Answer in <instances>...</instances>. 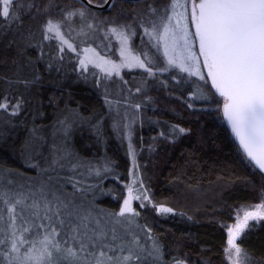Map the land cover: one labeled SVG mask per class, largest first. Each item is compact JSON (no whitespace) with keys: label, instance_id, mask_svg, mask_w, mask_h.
Here are the masks:
<instances>
[{"label":"trees","instance_id":"1","mask_svg":"<svg viewBox=\"0 0 264 264\" xmlns=\"http://www.w3.org/2000/svg\"><path fill=\"white\" fill-rule=\"evenodd\" d=\"M29 2V6L26 1L16 2L19 23L11 25L10 20H0V97H7L12 102L19 101L18 96L21 95L26 105L16 115L0 110V193L5 194L4 198L11 203L18 193H28L25 191L27 187L36 190L47 175L41 173V168H48L53 159H58L63 168L57 167V172L65 177L72 176L82 189H86L85 186L90 189L89 185L97 187L101 190L98 196L101 197L103 192L107 194L106 198L99 197L97 204H110L116 208L119 201L112 202L106 189L117 182L118 174L129 172L130 159L120 132V138L111 141L107 128L111 120L102 124L106 133L96 122L103 121L107 111L105 91H97L95 83L89 85L84 79L74 76V58L72 60L69 54L55 49L53 40H47L41 19L31 17L33 10L30 7L36 5V1ZM118 6L115 7H118L117 14L122 10L144 14L147 10V7L133 8L135 5L127 1ZM29 9L30 12H25ZM69 10L75 9L69 7ZM144 80L141 78L140 87L147 85ZM15 82L21 85L17 91L11 85ZM28 85L36 93L26 99L22 91ZM159 90L154 84L152 92L159 95L155 97L158 107L155 116L161 131L170 139L176 137L178 127L187 129L189 133L175 138V142L158 140L152 146L144 166L147 182L155 193V202L173 210L163 214L154 210V215L147 216L140 209V227L152 232L153 241L171 262L225 264L227 230L233 221V208L258 202V191L264 188V175L247 160L227 130L222 117V97L190 86L181 95L184 100H174L157 93ZM119 91L124 92L122 88L115 89V92ZM187 104L197 109L189 110ZM201 106L220 108L203 112L204 107ZM77 110L85 119L95 120L87 131L72 123ZM96 111L98 113L93 117L91 114ZM137 142L142 143L143 140L137 138ZM70 150L75 152L74 156L81 152V161L89 162L75 164L77 159L66 157ZM77 167L79 170L75 172ZM90 169L117 175L115 180L107 176L96 178L89 174ZM50 174L55 175L56 172ZM67 189L72 190L70 184ZM20 222L18 219V228ZM4 231L11 236L8 206L0 200L1 238ZM42 235V231L40 235L26 233V236L35 238L37 247ZM121 236L125 237L118 235L115 240L107 242L108 245L111 243L110 248L119 243ZM72 245L78 248V245ZM66 246L70 244H61L60 252L52 250L56 259H52V264H63V257L68 256L63 251ZM239 246L254 258L264 261V221L249 222ZM28 248L29 244H25L20 254L24 255ZM105 251L112 256L113 251ZM2 255L0 264H9V259L4 253ZM69 260L75 264H90L93 257L88 253H78L77 258L70 256Z\"/></svg>","mask_w":264,"mask_h":264},{"label":"rangeland","instance_id":"2","mask_svg":"<svg viewBox=\"0 0 264 264\" xmlns=\"http://www.w3.org/2000/svg\"><path fill=\"white\" fill-rule=\"evenodd\" d=\"M21 1H26V3H28L27 6L30 4V0H16L17 3ZM35 1L36 5L32 4V7H30V9L33 10V12H31V17H38L41 19L39 21L43 22V29L49 35L45 34V36L47 40H53L55 49L57 48L59 49V52H64L63 54H69L72 60L74 58V76L79 79H84V82L89 85L92 84V82L95 83L97 91H105L104 99L107 111L104 112L105 115L103 121L100 122L99 120H96V122L106 133V130H104L106 127H103L102 124H104L105 121L111 120V122H108L107 128L112 142H115L118 138H120L117 130L120 129V134H122L121 137L130 159L129 172H125L124 174L117 175L114 174V172L109 174L108 172L97 169L89 170V174L91 176H96V178L107 176L111 180H115L117 175V182L112 183L106 189V191L109 192L108 196L112 202H115L116 200L119 201V205L116 208H113L110 204H103L102 206L97 204L96 201L101 197L106 198L107 194L103 192L101 197L98 196L97 193H100L101 190L97 189V187L93 185H89L90 189L85 186L86 189H84L82 193H77V197L83 199L85 207L92 210L93 216L99 219L101 225L106 231H108L109 235L106 243L110 240L112 241L111 230L113 229L115 230L116 236H125H121L119 243L114 245L116 254L113 252V257H123L131 254L133 259L129 262V264L170 263L171 260L169 261V259H166L163 256L158 244L153 241V237L151 235L152 232L148 228L144 231V229L140 227V223L138 221L139 215L142 212L140 209L145 211L147 216L154 215V210L160 214L171 213L173 210L167 206L158 205L155 202L156 196L153 189H151L148 185L144 166L147 162L150 151H152V146H154L158 140L175 142V138H181L188 134L189 131L185 128L178 127V132L175 138L170 139L164 135V132L161 131V127L158 126V119L155 116L158 108L155 97H159V95L153 94L152 90L153 85L157 84L158 88H160L157 93L174 100L175 98H181L185 88L190 86H197L205 91L216 93L215 88L212 86L211 79L207 75V69L203 65V57L199 58L200 73L204 76L203 80H201L198 75H189L188 72L181 71L178 66L170 65L168 63L169 57L179 55V52L172 53L169 51L167 55L165 54L164 42L158 39V36L162 35V28L159 29L158 32H153L152 35H147L145 33V27H149L150 29V25H148L147 21L143 19L142 13L134 11L124 12L122 10L121 13L118 12L117 14L116 10L119 7L118 5H121V2H125L124 0H114L103 10L90 8L77 0ZM16 2L12 8H10V12L14 11L15 16H18ZM127 2L131 5H135L133 8L147 7L148 3L160 8L167 3V0H138ZM181 2L183 3L184 0H181ZM92 4L96 6H104L106 4V0H93ZM116 6L118 7L115 8ZM69 7L75 10L67 11ZM30 9L25 10V12H30ZM50 10H52V14ZM190 10L191 5L189 3V14ZM69 13L73 14L69 15ZM47 15H49V17ZM0 20L7 21V19L3 17H0ZM50 20L59 25L60 36L72 45L71 50L68 49L66 44L61 43L60 37H57L55 33H48L46 31L47 23ZM10 21L11 25L13 22H20L18 18ZM188 27L189 31L194 33L195 28L191 24L190 20ZM113 28L117 29L116 33L112 32ZM121 30L124 34L123 37L119 35ZM124 37L127 38L126 43L124 42ZM193 51L197 54L199 53V42L198 40H195L194 37ZM134 57L139 58V60L144 63L145 67H139L133 59ZM81 61H83V64ZM141 78L146 79L144 81H146L147 85L140 87V83L142 82ZM11 85L16 91L19 90L21 86L19 82L11 83ZM148 85L150 86L147 87ZM121 88L124 92H115V89ZM35 93L36 90L29 85L24 86V90L22 91V94L26 99H29L28 97H32ZM18 98L21 102L20 111L22 108H26V105L24 104V98L21 95H19ZM217 99L219 100V98ZM31 103L33 102L31 101ZM187 107L189 110H193V108L197 109V107L191 106L190 104H187ZM201 107H204L202 109L203 112L218 110L217 108H220V106H215L214 109H211V106ZM221 108L223 110L222 104ZM219 111L221 110L219 109ZM97 113L98 112L96 111L95 114L91 115L96 117ZM73 118L76 119V121L73 119L72 123H77L78 129H82L83 131H87L89 125L95 121L94 119H85L83 117V113L79 110L74 112ZM180 129H183L184 131L181 132ZM154 130H157V134H154ZM137 138H139L140 141L143 140V142L138 143ZM73 154H75V152L70 150L66 157L72 160L77 159L75 164L77 162H89H85L83 160L81 161V157H83L80 155L82 154L81 152H79L78 156H74ZM78 170V167L74 169L75 172H78ZM108 170L111 171L112 168H108ZM118 183H120V185ZM33 190L34 189L30 186L25 189L26 192ZM67 190L69 192L72 191L70 189ZM130 190L133 197L130 201V205L134 209V212L138 213V215L126 213L125 216H120L119 212L123 207L124 200L129 198ZM144 194H146L147 199L144 198ZM137 195H140L141 198L136 199L135 197ZM260 205H264V188L258 191L257 203L238 205L233 208V221L231 222L232 224H229L228 229L235 227V225L239 222L238 217L242 219L245 211L255 212ZM161 208L170 209V211L161 212ZM259 211L264 213V208H259ZM251 221L261 222L264 221V219H249L248 224ZM20 225L21 222L19 223V227ZM246 229L247 227L244 228L241 233L243 234ZM38 231L41 230L33 229L31 234H36ZM3 233V237H0V239L5 240V243L1 244L0 255L3 253L4 255L8 254L6 258L11 259V257H15L17 254L9 252L10 239L8 241L6 237H9L10 233L7 231H4ZM28 238L30 241L35 239L34 237ZM235 242L239 245V241L237 239ZM73 243L74 242L69 241L70 246L66 247L74 248L72 245ZM110 246L111 243L109 247ZM29 247H31V243H29ZM157 247L159 248L158 254L154 252V249ZM5 248L8 249L4 251ZM227 248L228 244L226 246V249ZM240 248L242 249V253L247 256V260L244 264H264V261H259V259L254 258L242 247ZM75 249L76 248H74V250ZM226 249L224 252V263L232 264V261L229 259V253L226 252ZM232 251L234 252V249ZM20 257L22 261L23 255L20 254ZM171 257H173V255H171ZM69 258L70 256H64L62 263L75 264L71 263ZM52 259L56 260L54 256ZM171 263L182 264L177 261ZM90 264H95L94 257Z\"/></svg>","mask_w":264,"mask_h":264},{"label":"snow or ice","instance_id":"3","mask_svg":"<svg viewBox=\"0 0 264 264\" xmlns=\"http://www.w3.org/2000/svg\"><path fill=\"white\" fill-rule=\"evenodd\" d=\"M15 2L0 0V17L17 19L14 11L10 12ZM89 3H93V0H89ZM143 19L150 25V29L145 27L147 35L162 28V35L158 39L164 42L166 55L169 51L179 52V55L169 57L170 65L178 66L189 75H198L203 80L199 59L203 57V65L212 86L224 98L225 119L247 155L264 170V0H184L183 3L181 0H167L160 8L148 3ZM189 20L195 28L194 33L189 31ZM46 31L55 33L62 44L72 49V45L60 36L57 23L48 21ZM112 32L116 33L117 29L113 28ZM119 35L124 36L122 30ZM193 37L199 42L198 54L193 51ZM126 39L124 37L125 43ZM133 59L139 67H145L139 58ZM20 107V101L10 102L7 97H0V110L11 111L12 115H16ZM57 167L62 169L63 165L58 159H53L48 168H41V173L47 175L39 187L28 193H18L11 203L4 198L5 194L0 193V200L8 206L12 228L10 238L6 237L10 239L9 251L17 254L9 259V264H13V261H20V264H45L47 261V264H52V250L62 251L61 244L68 245L69 241L78 245V248L74 250L73 247H66L63 251L74 259L78 253H88L95 258V264H129L133 259L131 254L113 257L105 251L116 250L106 243L108 231L93 216L92 210L85 207L83 199L77 197V193L84 191L79 181L74 182L72 176L61 175L56 171ZM51 172L56 174L51 175ZM69 184L71 192L67 190ZM135 198L140 199L141 196ZM144 198L147 199L146 194ZM132 199L130 190L129 198L124 200L119 212L120 216L126 213L138 215L130 205ZM259 208H264V205L258 206L255 212L245 211L242 219L238 217L239 222L235 227L228 229L226 252L232 264H244L247 260L246 254L242 253L235 241L248 226L249 219H264V213ZM160 211L168 212L170 209L161 208ZM18 219L21 221L19 228ZM33 229L43 232L39 247L35 239L30 241L25 235ZM111 231V239L115 240V230ZM37 235H40V231ZM4 243L5 240L0 239V244ZM29 243L31 247L25 251L21 261L20 250ZM154 252L158 254L159 248H155Z\"/></svg>","mask_w":264,"mask_h":264},{"label":"water","instance_id":"4","mask_svg":"<svg viewBox=\"0 0 264 264\" xmlns=\"http://www.w3.org/2000/svg\"><path fill=\"white\" fill-rule=\"evenodd\" d=\"M80 2L84 3L85 5L91 7V8H97L100 10H103L105 8H107L109 6V4L112 2V0H107L106 4L104 6H96L92 3H89V0H79ZM126 1H138V0H126ZM217 93V92H216ZM217 95H219V93H217ZM220 96V95H219ZM222 117H223V121L227 127V130L229 131L230 135L232 136V138L234 139V141L236 142V144L238 145V147L240 148L241 152L244 154V156L247 158V160L253 165V167L260 172L261 174L264 175V170H261L259 168V166L256 164V162L254 160H252L247 153L245 152L243 146L240 144L239 139L236 137L235 133L232 131V127L229 124V122L225 119L224 117V112L222 113Z\"/></svg>","mask_w":264,"mask_h":264},{"label":"bare ground","instance_id":"5","mask_svg":"<svg viewBox=\"0 0 264 264\" xmlns=\"http://www.w3.org/2000/svg\"><path fill=\"white\" fill-rule=\"evenodd\" d=\"M51 11V14L53 13L52 12V10H50ZM49 14H50V12H49ZM48 17H49V15H47ZM52 18V17H51ZM46 19V18H45ZM59 19V18H58ZM57 20V19H56ZM60 20V19H59ZM46 21V20H45ZM58 21V20H57ZM118 130V129H117ZM122 130V129H121ZM118 132H120V129H119V131ZM122 135V134H121ZM235 218V217H234ZM235 221V220H234ZM232 224V223H231ZM6 258V257H5ZM7 259V258H6ZM5 264H6V262H5Z\"/></svg>","mask_w":264,"mask_h":264},{"label":"flooded vegetation","instance_id":"6","mask_svg":"<svg viewBox=\"0 0 264 264\" xmlns=\"http://www.w3.org/2000/svg\"><path fill=\"white\" fill-rule=\"evenodd\" d=\"M240 238H241V237H240V236H238V239H239V240H240Z\"/></svg>","mask_w":264,"mask_h":264}]
</instances>
